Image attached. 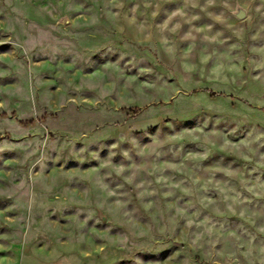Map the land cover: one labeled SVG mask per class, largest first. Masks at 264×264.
Instances as JSON below:
<instances>
[{
	"label": "rangeland",
	"instance_id": "1",
	"mask_svg": "<svg viewBox=\"0 0 264 264\" xmlns=\"http://www.w3.org/2000/svg\"><path fill=\"white\" fill-rule=\"evenodd\" d=\"M0 264H264V0H0Z\"/></svg>",
	"mask_w": 264,
	"mask_h": 264
},
{
	"label": "water",
	"instance_id": "2",
	"mask_svg": "<svg viewBox=\"0 0 264 264\" xmlns=\"http://www.w3.org/2000/svg\"><path fill=\"white\" fill-rule=\"evenodd\" d=\"M244 16H245V14H244L243 11L239 12V14H238V17H239V18H243Z\"/></svg>",
	"mask_w": 264,
	"mask_h": 264
}]
</instances>
